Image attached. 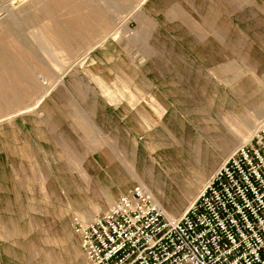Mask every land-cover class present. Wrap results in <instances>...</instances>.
Returning a JSON list of instances; mask_svg holds the SVG:
<instances>
[{
  "label": "rangeland",
  "instance_id": "1",
  "mask_svg": "<svg viewBox=\"0 0 264 264\" xmlns=\"http://www.w3.org/2000/svg\"><path fill=\"white\" fill-rule=\"evenodd\" d=\"M20 3L11 17H23ZM93 3L113 21L79 42L68 72L54 73L33 28L8 38L54 84L36 109L14 115L49 89L42 76L0 112V264H86L75 219L91 221L138 185L182 216L264 123V0Z\"/></svg>",
  "mask_w": 264,
  "mask_h": 264
},
{
  "label": "built area",
  "instance_id": "2",
  "mask_svg": "<svg viewBox=\"0 0 264 264\" xmlns=\"http://www.w3.org/2000/svg\"><path fill=\"white\" fill-rule=\"evenodd\" d=\"M75 225L86 264H264V124L182 216L138 185Z\"/></svg>",
  "mask_w": 264,
  "mask_h": 264
},
{
  "label": "bare ground",
  "instance_id": "3",
  "mask_svg": "<svg viewBox=\"0 0 264 264\" xmlns=\"http://www.w3.org/2000/svg\"><path fill=\"white\" fill-rule=\"evenodd\" d=\"M15 1L17 0H6V5L2 7L3 9L0 10V13L9 12L10 14V11H12L11 7L15 6ZM93 1L95 0H21L22 5L27 2L29 3L24 6L23 9H19V14H23V17H20L21 15H16L17 18L15 15L12 16L19 21L15 22V19H12L11 14L9 17L4 16L0 19V80L2 79L10 82V87H4V84L2 85L1 82L0 112H5L6 110L8 112L10 110L9 107L22 104L24 99L28 98L33 92L35 93L36 89H38L37 85L40 76L44 78V75L49 73V70L47 67L45 68L44 64V68L40 64H38L37 68H35L36 66L30 68V65L27 63V66H25L22 58L26 52L22 53V50H16L14 47L12 48L15 52H12L11 50L13 49L8 41L9 36H11V34L20 26L23 28H33L34 32L32 34L36 43L45 45V47L51 51L50 56L53 58L51 59L50 66H52L54 73L60 72L61 70H64L63 68L68 66L72 58L79 53L80 48L78 44L80 41H92L99 30L108 27L113 21V16L109 14L110 12L107 11V8H105V10L103 8H97ZM142 2L144 3L145 0H142ZM60 12L68 15L71 14L72 17L62 23L56 19V16ZM117 35L118 33L112 36ZM95 40L97 39L95 38ZM105 40L106 38H104L102 42ZM19 58L21 59L19 60ZM24 61L27 62V60ZM73 66L74 64L69 65L66 68V72L70 71ZM26 76L29 78L28 81L31 80L29 81L31 83L27 88L24 87L20 89L16 86L15 81L18 77L25 78ZM53 84L50 83L49 78H44L42 85L49 89H47L38 100L36 99L37 102L34 105L22 110L19 109L20 111H18V113L14 112V115L25 113L30 109H36L43 101L45 95L49 94L53 89ZM29 99L31 100V98ZM25 102L27 101L25 100ZM32 103H34L33 99ZM254 133H252L247 139V142L252 138Z\"/></svg>",
  "mask_w": 264,
  "mask_h": 264
},
{
  "label": "crops",
  "instance_id": "4",
  "mask_svg": "<svg viewBox=\"0 0 264 264\" xmlns=\"http://www.w3.org/2000/svg\"><path fill=\"white\" fill-rule=\"evenodd\" d=\"M119 196H121V195H119ZM117 198H119V197H117ZM108 199L110 200V199H112V197L111 196H108Z\"/></svg>",
  "mask_w": 264,
  "mask_h": 264
}]
</instances>
